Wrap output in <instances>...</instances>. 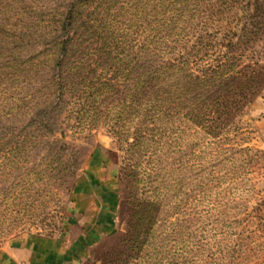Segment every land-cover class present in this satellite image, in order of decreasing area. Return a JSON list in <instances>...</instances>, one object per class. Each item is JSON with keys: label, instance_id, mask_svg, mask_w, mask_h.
Instances as JSON below:
<instances>
[{"label": "rangeland", "instance_id": "1", "mask_svg": "<svg viewBox=\"0 0 264 264\" xmlns=\"http://www.w3.org/2000/svg\"><path fill=\"white\" fill-rule=\"evenodd\" d=\"M73 1L0 0V27L9 24L0 33V264H17L14 251L36 237L68 242L85 233L95 236L70 251L65 264H139L132 257L157 210L143 200L146 178L126 175L125 144L110 129L115 120L126 124L125 91L108 80L115 62L102 50L61 54L60 64L38 52L51 38L48 19ZM195 1L204 7L181 17L176 50L198 47L200 66L230 70V95L257 92L230 130L207 147V153L214 151L211 165H200L212 180L199 176L198 161L206 153L195 144L198 135L181 128L169 136L160 181L170 186L167 200L175 209L162 210L163 225L178 218L185 219L182 226L189 220L192 228L203 226L205 241L224 247L217 264H264V0H230L226 7V0ZM9 30L26 36L18 44ZM92 37L83 35L82 47H92ZM85 176L82 200L79 182ZM102 218H110L108 230L100 229Z\"/></svg>", "mask_w": 264, "mask_h": 264}, {"label": "trees", "instance_id": "2", "mask_svg": "<svg viewBox=\"0 0 264 264\" xmlns=\"http://www.w3.org/2000/svg\"><path fill=\"white\" fill-rule=\"evenodd\" d=\"M195 2L74 0L67 9L56 11L48 19L45 27L49 29L47 32L51 33V38L45 48L38 51L46 52L43 60L48 63L59 60L60 64L61 54L77 50H102L110 56V61L115 62V73L108 80H117L125 91L121 119L126 124L117 126L115 120L110 122V129L125 144L126 175H142L149 179H143L141 193L146 195L143 200L157 206L155 214L147 219V230L142 232L144 238L132 257L140 259L139 264H217L225 255L219 242L210 246L205 241L208 232L203 226L192 228L190 220L182 226L185 219L178 218L174 222L166 220L163 225L166 214L162 210L165 207L175 209V203L169 205L167 200L170 186L161 187L168 165L164 156L169 136L181 128L198 135L197 140L201 144L198 141L195 144L206 153L198 161L199 176L203 179L209 176L208 180H212L211 172L200 165L212 161L209 157H213L214 151L207 153V147L212 148L217 139L230 130L232 120L257 92L231 90L230 95V70L222 65L200 66L198 47L192 46L184 52L176 50L181 36V17H191L197 9L204 7L196 6ZM227 2L230 0L222 6L226 7ZM213 13L210 10L209 14ZM8 27V23L1 25L0 33L5 34ZM14 29L18 27L14 26ZM62 31H67V34L59 35ZM8 32L16 43H21L26 36L18 35L17 30ZM83 35L93 36L95 44L82 47ZM57 79L62 80L61 74ZM192 142L191 139L186 140L189 149L194 145ZM166 173L168 178L171 171ZM144 186L149 188L145 190ZM205 192L206 189L201 191L202 199H205ZM161 224L160 235L155 236L157 226L161 227ZM230 234L234 236L235 232Z\"/></svg>", "mask_w": 264, "mask_h": 264}, {"label": "crops", "instance_id": "3", "mask_svg": "<svg viewBox=\"0 0 264 264\" xmlns=\"http://www.w3.org/2000/svg\"><path fill=\"white\" fill-rule=\"evenodd\" d=\"M88 178L85 176L79 182V186L81 187L80 188L81 190L78 191L79 193L78 195L82 200L84 199L83 197L84 194L86 193ZM80 204L84 205V202ZM86 211H91V210H86ZM100 217H102L101 213H100ZM102 219H103V221L101 222L102 224L101 225L99 224L100 229L104 228L103 230L106 229L108 230L110 228V226L108 225L110 224L109 221H111L110 218H106L105 220L104 218ZM81 222L83 223V221ZM84 223L86 224V222ZM83 229L86 232V228L84 227ZM84 235L80 237H76L75 239L68 242L64 241L61 238L36 237L32 240H29L25 244L24 248L14 251L15 255L17 256L16 262L17 264H65L67 260L71 257L70 251L76 250L77 248L81 247L84 240L85 239L87 240L88 237L91 238L92 236L91 233L86 235L87 237H85ZM94 236L95 234L92 237Z\"/></svg>", "mask_w": 264, "mask_h": 264}]
</instances>
